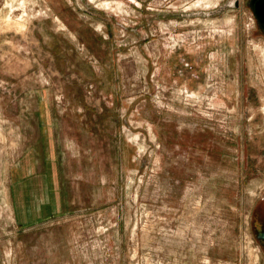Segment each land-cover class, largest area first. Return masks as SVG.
Listing matches in <instances>:
<instances>
[{
  "label": "rangeland",
  "instance_id": "rangeland-1",
  "mask_svg": "<svg viewBox=\"0 0 264 264\" xmlns=\"http://www.w3.org/2000/svg\"><path fill=\"white\" fill-rule=\"evenodd\" d=\"M263 195L249 0H0V264H264Z\"/></svg>",
  "mask_w": 264,
  "mask_h": 264
},
{
  "label": "flooded vegetation",
  "instance_id": "flooded-vegetation-1",
  "mask_svg": "<svg viewBox=\"0 0 264 264\" xmlns=\"http://www.w3.org/2000/svg\"><path fill=\"white\" fill-rule=\"evenodd\" d=\"M256 3L257 0H249V6L255 15L260 31L264 35V29L260 25L255 13ZM249 220L251 233L253 234L254 238L257 239L261 249L264 251V195L260 196L256 203L253 204L249 215Z\"/></svg>",
  "mask_w": 264,
  "mask_h": 264
},
{
  "label": "water",
  "instance_id": "water-1",
  "mask_svg": "<svg viewBox=\"0 0 264 264\" xmlns=\"http://www.w3.org/2000/svg\"><path fill=\"white\" fill-rule=\"evenodd\" d=\"M255 13L260 22V25L264 29V0H257L256 6H255Z\"/></svg>",
  "mask_w": 264,
  "mask_h": 264
},
{
  "label": "crops",
  "instance_id": "crops-1",
  "mask_svg": "<svg viewBox=\"0 0 264 264\" xmlns=\"http://www.w3.org/2000/svg\"><path fill=\"white\" fill-rule=\"evenodd\" d=\"M49 10H50V8H49ZM51 11V10H50ZM70 31V30H69ZM72 35H73V37H75V35L72 33V32H70Z\"/></svg>",
  "mask_w": 264,
  "mask_h": 264
}]
</instances>
